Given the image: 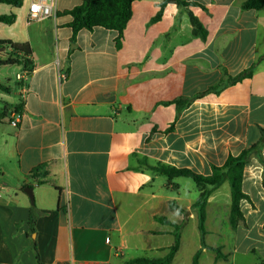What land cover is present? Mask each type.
Listing matches in <instances>:
<instances>
[{
  "label": "crops",
  "instance_id": "crops-1",
  "mask_svg": "<svg viewBox=\"0 0 264 264\" xmlns=\"http://www.w3.org/2000/svg\"><path fill=\"white\" fill-rule=\"evenodd\" d=\"M162 1L131 2L118 46L117 32L102 27L82 29L71 41L72 17L64 11L81 0H57L54 16L40 21H28V0L20 7L0 3V16H15L0 21V41L31 49L29 67L0 66V84L9 89L0 90V111L20 104L16 126L11 113L0 118V264H38L27 236L31 207L40 264L162 258L173 228L156 218H183L169 202L189 212L171 264H192L196 251L198 264H264V166L257 158L243 169L249 199L239 202L244 222L235 230L227 182L209 196V248L199 233L192 241L185 233L197 218L195 183L150 169L161 164L207 176L259 140L264 9L243 10L246 0H183L197 4L186 7H161ZM11 52L0 45V59ZM250 68L251 76L229 83ZM177 99L190 103L177 112ZM225 221L230 233L221 232Z\"/></svg>",
  "mask_w": 264,
  "mask_h": 264
},
{
  "label": "trees",
  "instance_id": "trees-1",
  "mask_svg": "<svg viewBox=\"0 0 264 264\" xmlns=\"http://www.w3.org/2000/svg\"><path fill=\"white\" fill-rule=\"evenodd\" d=\"M133 0H81L80 4L73 7L70 10L64 11L65 14H69L72 17L71 22L68 24L72 30L71 41L74 42L77 33L82 30H92L95 27H102L108 30H115L117 32V46L119 45V38L122 34V30L125 27L127 21L131 16V2ZM0 3H5L12 5L13 7H20L22 0H0ZM167 3L176 4L178 7H186L190 5H197L194 2H185L183 0H163L161 7ZM241 8L243 10H260L264 9V0H246L242 3ZM160 16L157 14L156 18ZM189 21L193 27L195 33H199L201 37H204L205 32L201 27L200 23L191 13H188ZM15 16L13 14L8 16H0V21L4 23H11ZM0 45H7L12 50L11 56L6 59H0V66L21 64L25 68L30 66V61L28 57L31 54V49L27 44H17L10 41L1 40ZM251 76V68L238 74L234 78L229 80V83H235L240 81L244 77ZM0 90L3 92H8L9 89L4 85L0 84ZM210 90H215L211 88ZM189 100L177 99L175 101L177 112H180L182 108L188 106ZM20 112V104L4 107L0 111V118L7 117L11 111ZM261 135L259 140L243 149L238 155H229L222 166H212L211 173L207 176L198 174L189 169H178L175 167L165 166L157 164L150 167L151 170L156 173L165 175L168 179H173L175 177H186L191 179L197 188L199 189V194L197 199L192 205V209L196 212L197 217V230L200 237V245L203 247H208L204 242L205 236V208L207 205V200L211 193L217 189L222 183L227 182L230 192V209L228 215V224L232 230L244 222L243 215L239 209V202L242 199L248 200L249 198L242 192L241 181L243 175L244 166L247 162L255 157L264 166V159L261 157V148L264 147V129L260 131ZM42 173L41 176H45ZM41 181H38L40 183ZM262 184H264V171H262ZM169 207L176 210L179 214L183 216L181 223L175 224L163 217H157L156 220L161 224L170 225L173 228V243L169 247L166 255L159 259H146V258H136L128 260L126 264H171V260L179 248L180 243V230L188 220L189 212L181 207L177 206L174 202H169ZM36 210L31 207L27 225L28 232L27 236L30 238V246L35 254L37 263L40 264L39 255L37 252V246L31 235L35 233V221H36ZM209 248V247H208ZM216 252L217 257H224L220 253L218 248L213 249ZM200 251H196L192 258V264H198V258Z\"/></svg>",
  "mask_w": 264,
  "mask_h": 264
},
{
  "label": "built area",
  "instance_id": "built-area-1",
  "mask_svg": "<svg viewBox=\"0 0 264 264\" xmlns=\"http://www.w3.org/2000/svg\"><path fill=\"white\" fill-rule=\"evenodd\" d=\"M57 0H28L27 19L28 21H40L54 16L56 11ZM18 80L22 77L17 76ZM13 120L10 121L12 126L19 122L20 112L11 111ZM1 195V188H0Z\"/></svg>",
  "mask_w": 264,
  "mask_h": 264
},
{
  "label": "rangeland",
  "instance_id": "rangeland-1",
  "mask_svg": "<svg viewBox=\"0 0 264 264\" xmlns=\"http://www.w3.org/2000/svg\"><path fill=\"white\" fill-rule=\"evenodd\" d=\"M8 71V70H6ZM11 71V70H10ZM11 78H14V75L11 76ZM14 80V79H13ZM221 225V232L222 233H230V228L228 227L227 222L225 221V228ZM186 236L188 239H191V241L194 239V237H198V230H197V218L191 219L185 229ZM191 244L190 242L187 244V247H184V255H186L187 252H190ZM193 250V249H192ZM193 252V251H192Z\"/></svg>",
  "mask_w": 264,
  "mask_h": 264
},
{
  "label": "water",
  "instance_id": "water-1",
  "mask_svg": "<svg viewBox=\"0 0 264 264\" xmlns=\"http://www.w3.org/2000/svg\"><path fill=\"white\" fill-rule=\"evenodd\" d=\"M24 191L26 192L28 198L30 199V202L33 203V196H32V190H31V188L26 187Z\"/></svg>",
  "mask_w": 264,
  "mask_h": 264
}]
</instances>
